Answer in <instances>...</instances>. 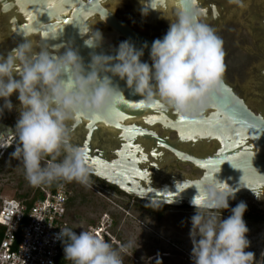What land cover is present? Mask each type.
<instances>
[{"label":"clouds","instance_id":"9594fccd","mask_svg":"<svg viewBox=\"0 0 264 264\" xmlns=\"http://www.w3.org/2000/svg\"><path fill=\"white\" fill-rule=\"evenodd\" d=\"M120 2L112 0L115 7L102 21ZM229 2L241 5V0ZM149 8L156 10L145 7L143 14ZM205 15L199 0H180L174 19H168L167 32L153 40L150 48L147 42L138 48L124 40L113 54L90 52L87 67L77 50L68 47L57 54L61 46L50 51L47 44L37 49L27 35L6 55L0 54V117L5 111L18 113L14 126L0 137L9 131L15 137L10 156L22 163L29 185L45 188L75 182L90 186L93 167L86 150L73 142L71 124L118 114L127 99L115 83L116 77L145 104L178 113L189 111L210 93L223 89L224 42L205 21ZM82 35L88 37L84 40L87 48H101L104 38L99 30L90 28ZM145 49L150 64L142 62ZM13 95L18 104H13ZM197 189L199 198L191 201L195 214L189 230L192 264H255L254 253L246 251L250 246L244 220L247 205L240 202L227 218L221 214L229 209V198L235 199L237 190L216 175L206 176ZM146 206L159 209L162 204ZM56 238L63 244L64 259L71 264H124L136 244L128 239L113 246L92 230L77 233L67 226L60 227ZM155 264H162L159 255Z\"/></svg>","mask_w":264,"mask_h":264},{"label":"flooded vegetation","instance_id":"af4514ba","mask_svg":"<svg viewBox=\"0 0 264 264\" xmlns=\"http://www.w3.org/2000/svg\"><path fill=\"white\" fill-rule=\"evenodd\" d=\"M179 2V0H178ZM180 4V3H179ZM179 4L173 0H121L119 6L109 16L116 22L121 23L128 28L132 33L141 36L144 39L155 40L154 36L164 35L169 28L168 19H174V14L179 7ZM247 3L241 0V5H234L233 9L229 1L223 0H199V7L205 11V20H212L213 28L216 29L221 23H225L226 18L233 16L236 11L239 13L246 8ZM115 5L112 0H0V54H7L16 44L21 41L22 37L27 35L29 39L37 46L45 44L49 45L50 51H56L57 45H60L57 54H63L68 47L77 50L84 60L85 67L90 63L89 53L95 51L97 53L104 52L105 54H113V49L118 47L119 43L124 40L132 42L136 47L138 44L135 40L123 36L118 30L112 27L108 21H102L108 11L112 10ZM155 7L156 10L149 8L147 14H143V9ZM264 19V13L260 14ZM233 26V25H232ZM90 28L93 31L99 30L103 34V44L101 48L89 49L84 45V40L87 35H82ZM60 33L55 39H47L53 34ZM139 48V47H138ZM227 51H225L226 72L223 79L236 95L245 102L248 108L256 115H263L255 111L248 100L243 98L241 91L237 88L242 85V82L237 79L239 71L238 67L233 65V61H227ZM142 62L151 63L148 51L145 50V55L142 57ZM236 69L237 72L234 71ZM233 77V79H231ZM240 79V78H239ZM254 96L259 103L264 104V90L258 89ZM248 94L251 95L250 90ZM13 104H18L16 96L11 97ZM207 103L204 101L201 104L193 105L187 112H176L170 109H161L155 104L147 105V110L139 117L129 118L124 120L121 117L114 118L116 123L125 127L136 126L145 132H155L157 135L167 138L173 143H177L184 152L198 159H210L222 157L224 151H228L234 155L231 156L232 161H240L249 156V141L241 140L240 147L232 150V139L225 135L222 138L212 127L204 125V123L214 120L216 110L207 108ZM18 113L16 111H5L3 117H0V126H4L7 130L16 122ZM264 116V115H263ZM80 121V123H79ZM190 121V122H189ZM96 123L97 128L93 132L92 147L94 152L107 153L109 161L115 160L118 151H121L124 145L127 144L124 137V132L106 125L107 120L90 121L86 119L78 120L71 124L72 139L77 146H83L88 136L91 134L88 126L91 123ZM165 122V123H163ZM79 123V125H77ZM192 123V124H190ZM8 127V128H7ZM161 128L164 132H172L181 134L179 141L187 145L188 149L181 147L179 142L172 141L166 134H159L157 128ZM194 129L193 134L198 136L196 140H184L188 136V129ZM5 130V131H6ZM10 132V131H9ZM6 132L10 140V133ZM3 136V137H4ZM13 138V137H12ZM137 149L144 156L146 163L143 168L149 172L154 170L160 171L159 165H167L169 169L187 168L190 172L188 176L181 175V183L183 182H201L206 176V171L187 162H180L169 151L162 148H157L153 142L143 139L141 136L137 138ZM248 142V143H247ZM108 143V145H105ZM147 150V153L145 152ZM210 150V151H209ZM201 152L202 154H197ZM97 153V157L99 156ZM258 153H260L258 151ZM155 154L156 157H153ZM96 157V156H95ZM157 161L159 164H156ZM156 162V163H155ZM162 180L161 175L157 182L161 184L175 183L171 178ZM177 182V181H176ZM180 182V181H179ZM230 187L236 189L235 199L229 198V209L221 212L231 211L240 202L247 205V210L244 218L254 216L255 219L264 222V187H253L252 182L246 181L244 184L237 180H224ZM91 183L106 188L118 194L114 190L117 188L110 186L106 182L96 178L91 174ZM119 191V190H118ZM120 192V191H119ZM123 194L122 192H120ZM124 196H127L123 194ZM128 197V196H127ZM134 201H140L128 197ZM143 202V201H141ZM150 204L148 202H143ZM167 208V206H162ZM184 210H193L186 203L180 207Z\"/></svg>","mask_w":264,"mask_h":264},{"label":"rangeland","instance_id":"374dc122","mask_svg":"<svg viewBox=\"0 0 264 264\" xmlns=\"http://www.w3.org/2000/svg\"><path fill=\"white\" fill-rule=\"evenodd\" d=\"M219 2L223 0H218ZM244 2L247 3L246 8L239 13L235 11L233 16L226 18L225 23H221L215 31L224 42L227 61H233V65L238 67L237 79L242 85L237 88L243 98L258 111L254 96L255 76L260 63L264 60V19L260 17V14L264 13V0ZM230 5L234 7L236 4ZM211 21L206 22L213 27ZM163 36L154 37L160 39ZM234 71L237 72L236 69ZM249 90L251 95L248 94ZM157 131L159 134H166L172 141L179 137L178 133L164 132L159 127ZM11 137L13 138L1 142L7 147L0 151V204L3 199L24 201L18 198L20 195L30 194V200L36 197L37 187L31 190V185L25 179L22 163L10 156L16 143L15 137L13 135ZM173 172L180 178L181 175H190L187 168H174ZM68 184L72 189V202L67 208L69 227L79 233L82 229L88 230L104 214L112 215L118 223L114 233L120 243L128 239L136 241L125 258V264H155L157 255L162 264H192L189 230L190 219L195 211L171 207L163 210L153 209L147 207L146 203L131 200L123 194H116L91 182L88 187L75 182ZM221 214L223 218H227L231 211ZM244 220L249 229L247 238L250 241L246 251L254 253L255 264H262L264 222L255 219L254 216Z\"/></svg>","mask_w":264,"mask_h":264},{"label":"water","instance_id":"95a60500","mask_svg":"<svg viewBox=\"0 0 264 264\" xmlns=\"http://www.w3.org/2000/svg\"><path fill=\"white\" fill-rule=\"evenodd\" d=\"M173 1L178 4L180 3V0L179 2L178 0ZM107 21L123 36L135 40L138 47H141L147 42L150 48L151 40L144 39L132 33L128 28L116 22L110 16H108ZM145 50L148 51V49ZM114 81L124 91L125 98L127 99L125 103L120 105L118 114L114 118L121 117L127 120L129 118L139 117L147 110H150L134 90L127 88L124 81L119 80L118 77L114 78ZM257 88L264 90V60L260 63L255 76V94H258ZM255 99L257 98L255 97ZM203 101L207 103V108L217 111L215 114L216 118L204 123V125L212 127L222 138L225 135L230 136L233 143L231 144L232 150L240 147L241 140L249 141L248 146L250 150L247 158L241 159L240 161H232L231 156L234 155L228 150L224 151L222 157L219 158L198 159L184 152L177 146V143H173L167 138L165 139L157 135L155 132H143L136 126L125 127L116 123L114 118H108L106 119V125L122 130L127 144L123 146L121 151L116 153L115 156L117 158L113 161H109L105 151L101 153L97 152L99 153L97 157V153L93 151L92 147V134L98 124L91 123L88 126L91 134L88 136L84 145L79 147H82L87 152L89 164L93 167L92 175L110 186L117 188L128 197L143 202H152L153 205L161 202L162 206L171 208H180L183 203H186L189 207L195 208L191 201L198 195L197 188L200 182L181 183V178L174 175L173 169H169L167 165H159L160 171L156 170L155 167L151 172L143 168V164L146 161L136 145L138 142L137 138L141 136L143 139L153 142L157 148L166 149L171 152L178 161L193 164L206 171V176L216 175V178L221 182L230 179L244 184L246 180L254 183L253 187H264V104L262 105L256 100L258 112L263 114L256 115L236 95L225 80L223 89L210 93ZM137 105H140V107H136ZM191 128L187 130L189 134L184 137V140L190 141L198 139V136L193 134L194 129ZM9 133L11 136L12 133ZM179 137H181V134ZM179 137L175 142H179L181 147L188 149L186 144L179 141ZM105 145H108V143H105ZM145 152L147 153V150ZM197 154L202 153L198 152ZM152 155L156 157L155 154ZM156 164H159V162L157 161ZM160 175L162 180L168 179L170 181L169 179L173 178L175 183L162 185L160 181L157 182ZM196 198L198 199L199 197L197 196Z\"/></svg>","mask_w":264,"mask_h":264},{"label":"built area","instance_id":"2783aa9c","mask_svg":"<svg viewBox=\"0 0 264 264\" xmlns=\"http://www.w3.org/2000/svg\"><path fill=\"white\" fill-rule=\"evenodd\" d=\"M36 193L38 197L30 208L24 201L2 200L0 264H57L64 257L63 244L56 236L60 227H69L67 206L72 198V189L65 183L54 188L37 187ZM115 223L112 215L104 214L88 230L96 232L113 246H118L120 241L114 233ZM63 264L71 262L66 260Z\"/></svg>","mask_w":264,"mask_h":264},{"label":"trees","instance_id":"16d2710c","mask_svg":"<svg viewBox=\"0 0 264 264\" xmlns=\"http://www.w3.org/2000/svg\"><path fill=\"white\" fill-rule=\"evenodd\" d=\"M56 185H53V186H50L51 188H54ZM35 189V187H32L31 186V190ZM116 191L118 194L121 195V193L118 191V190H114ZM37 194V193H36ZM30 197V194H26V195H20L18 196L19 199H22L24 200L25 204L27 205L28 208L31 207L32 205V202L34 201V199H36L38 197V195H36V197H33L31 200L29 199ZM72 202V198L70 199L69 203H68V206L71 204ZM140 203H143V202H140ZM67 206V208H68ZM165 209V207H160L159 210H163ZM115 225L118 226V223H117V220L115 219ZM2 237H3V228L0 226V241L2 240ZM20 238V237H19ZM63 256H64V251H63ZM66 260L64 259V257H62L61 259H59L57 261V264H63ZM262 264H264V259H263V262Z\"/></svg>","mask_w":264,"mask_h":264},{"label":"bare ground","instance_id":"6f19581e","mask_svg":"<svg viewBox=\"0 0 264 264\" xmlns=\"http://www.w3.org/2000/svg\"><path fill=\"white\" fill-rule=\"evenodd\" d=\"M6 129L3 127V126H0V133L4 132ZM9 140V138L7 136H4V137H0V144H3V147H0V151L3 150L4 148V143H1L3 140Z\"/></svg>","mask_w":264,"mask_h":264},{"label":"snow or ice","instance_id":"6c2138e0","mask_svg":"<svg viewBox=\"0 0 264 264\" xmlns=\"http://www.w3.org/2000/svg\"><path fill=\"white\" fill-rule=\"evenodd\" d=\"M127 106V105H126ZM136 107H140V105H137Z\"/></svg>","mask_w":264,"mask_h":264}]
</instances>
